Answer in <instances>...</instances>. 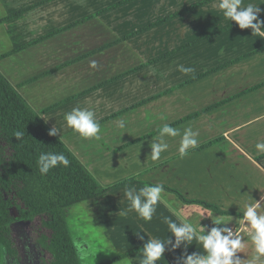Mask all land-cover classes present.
Returning <instances> with one entry per match:
<instances>
[{
  "label": "crops",
  "instance_id": "obj_1",
  "mask_svg": "<svg viewBox=\"0 0 264 264\" xmlns=\"http://www.w3.org/2000/svg\"><path fill=\"white\" fill-rule=\"evenodd\" d=\"M217 0H0V72L93 176L110 189L73 205L67 217L85 264H139L148 237L170 235L164 217L180 222L204 210L239 217L243 203L264 195V37L226 21ZM264 9V0H243ZM264 19V12L261 13ZM179 25V27H178ZM187 27L184 31L183 28ZM180 30V33H179ZM95 61V67L92 62ZM194 69L183 74L178 67ZM35 76L37 79L31 80ZM95 110L100 140L82 139L65 127L64 113ZM163 116V119H161ZM125 121V128L118 123ZM169 123L199 132L200 143L185 157L179 137L167 151L148 157L158 128ZM127 180L133 184H122ZM161 183L187 199L202 200L232 214L185 204L165 189L150 222L128 207L127 187ZM144 183V184H142ZM180 202L181 212L175 206ZM179 218V219H178ZM211 218L201 220L211 226ZM231 225L240 227L235 219ZM251 259L249 230L239 232ZM108 243L112 252H97ZM182 249L157 264H176ZM188 253L202 252L193 240ZM95 257V258H94Z\"/></svg>",
  "mask_w": 264,
  "mask_h": 264
},
{
  "label": "trees",
  "instance_id": "obj_2",
  "mask_svg": "<svg viewBox=\"0 0 264 264\" xmlns=\"http://www.w3.org/2000/svg\"><path fill=\"white\" fill-rule=\"evenodd\" d=\"M49 129L18 87L0 72V264L2 249L8 256L17 257L11 238L13 225L31 222L37 216L45 217L42 224L49 231L48 235L41 234L38 238L41 247L50 254L49 264H83L68 225L69 211L76 203L97 197L110 187L103 186L93 176L59 135L49 136ZM17 131L24 133L20 140L14 137ZM42 152L63 153L70 163L67 167L60 165L42 175L37 166ZM135 182L127 180L122 184ZM164 188L176 194L185 204L200 205L220 214H232L208 202L187 199L175 189ZM128 254L130 252L99 264H110Z\"/></svg>",
  "mask_w": 264,
  "mask_h": 264
},
{
  "label": "clouds",
  "instance_id": "obj_3",
  "mask_svg": "<svg viewBox=\"0 0 264 264\" xmlns=\"http://www.w3.org/2000/svg\"><path fill=\"white\" fill-rule=\"evenodd\" d=\"M259 5L256 3L245 4L243 0H217L214 6L222 12L226 21H234L239 29H251L252 36L264 37V19H261V13L264 12V9H261ZM181 28L184 31L187 30L186 26ZM92 66L95 67V61L92 62ZM178 71L187 75L193 73L194 69L180 65ZM47 120L45 121L47 122ZM64 124L66 128L71 129L82 139H101V125L95 110L92 108L73 107L64 113ZM118 127L120 129L125 128L123 119L119 121ZM47 134L53 137L61 136V130L55 125L48 130ZM23 135L24 133L21 131L14 133V137L18 140ZM199 135V132L194 131L191 127H185L181 131L169 123H163L158 128V135L149 145L151 151L148 157L152 161L159 160L161 154L169 148L166 138L179 137L177 151L183 158L190 149H195L198 146L200 143ZM255 148L258 153H264V142L256 143ZM69 163L67 156L57 152H42L37 160V166L42 175H47L51 169L60 165L67 167ZM164 191V185L155 182L139 189L127 187L123 196L128 201V207L120 214L126 216L130 212H135L143 221H152L156 212L155 206L160 202ZM175 206L181 212L184 211L185 206L180 202H176ZM239 211L241 212L239 217L231 216L229 218L218 215L215 220L211 218L213 214L207 210L198 214L199 218H194L193 213L188 212L187 216L180 219L179 223L169 217H164L163 222L167 225L170 235L163 239L148 237L146 241L144 235H140L139 239L144 243L139 264H157L161 258L164 259L166 251L175 252L177 249H182V251L176 258V264H264V195H261L259 200L251 197L243 203ZM205 214L211 218V226L201 224ZM234 219L235 222L240 223L241 230H249L253 253L251 259L248 257L242 259L237 255L241 253L246 242L244 237L230 226ZM193 240L202 247V252L188 253L187 249ZM97 252H112L111 245L108 243L98 244ZM129 261L130 259L126 258L121 261V264H129Z\"/></svg>",
  "mask_w": 264,
  "mask_h": 264
},
{
  "label": "rangeland",
  "instance_id": "obj_4",
  "mask_svg": "<svg viewBox=\"0 0 264 264\" xmlns=\"http://www.w3.org/2000/svg\"><path fill=\"white\" fill-rule=\"evenodd\" d=\"M1 47V52L8 49L6 48L7 45ZM44 218L37 216L31 222H17L13 225L11 238L17 251V257L8 256L6 251L2 249L1 264H49L50 254L38 242L41 234H49V231L42 224Z\"/></svg>",
  "mask_w": 264,
  "mask_h": 264
},
{
  "label": "built area",
  "instance_id": "obj_5",
  "mask_svg": "<svg viewBox=\"0 0 264 264\" xmlns=\"http://www.w3.org/2000/svg\"><path fill=\"white\" fill-rule=\"evenodd\" d=\"M232 226L236 231L240 232L241 231V228L240 227H236V226H233V225H230Z\"/></svg>",
  "mask_w": 264,
  "mask_h": 264
}]
</instances>
